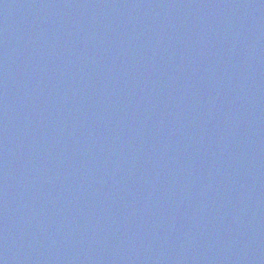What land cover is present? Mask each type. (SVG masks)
I'll return each mask as SVG.
<instances>
[{
	"label": "water",
	"instance_id": "1",
	"mask_svg": "<svg viewBox=\"0 0 264 264\" xmlns=\"http://www.w3.org/2000/svg\"><path fill=\"white\" fill-rule=\"evenodd\" d=\"M0 264H264V0H0Z\"/></svg>",
	"mask_w": 264,
	"mask_h": 264
}]
</instances>
